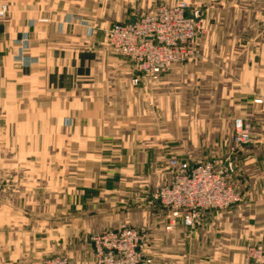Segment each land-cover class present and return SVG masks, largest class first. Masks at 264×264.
Listing matches in <instances>:
<instances>
[{
    "label": "crops",
    "instance_id": "1",
    "mask_svg": "<svg viewBox=\"0 0 264 264\" xmlns=\"http://www.w3.org/2000/svg\"><path fill=\"white\" fill-rule=\"evenodd\" d=\"M0 1V264H91L86 237L124 222L164 235V264H252L246 248L264 244V4L183 0L206 19L199 57L152 81L104 30L181 0ZM237 118L252 138L235 158L242 202L165 232L171 211L151 196L171 181L168 161L227 156ZM176 123L189 140L178 148Z\"/></svg>",
    "mask_w": 264,
    "mask_h": 264
},
{
    "label": "built area",
    "instance_id": "2",
    "mask_svg": "<svg viewBox=\"0 0 264 264\" xmlns=\"http://www.w3.org/2000/svg\"><path fill=\"white\" fill-rule=\"evenodd\" d=\"M250 5L264 4V0H247ZM9 12L6 2L0 1V18ZM88 27L89 23L82 22ZM92 28V27H90ZM94 29V28H93ZM206 33V19L200 9H191L186 1L174 5H161L139 14L133 21L121 22L104 30L110 48L129 60L138 76L156 81L172 66L195 61L200 53V37ZM25 62V57L18 58ZM28 60L26 59V62ZM139 83V78L134 79ZM233 146L225 159L207 161L192 166L171 158L168 167L171 181L157 187L152 201L171 211L175 219L194 228L208 211H224L242 202V194L236 181V155L251 144V127L242 118L234 120ZM145 229L122 227L94 236L97 264H151L145 259L147 245ZM248 260L252 264H264V244L251 247ZM41 264H69L61 257L48 259Z\"/></svg>",
    "mask_w": 264,
    "mask_h": 264
},
{
    "label": "rangeland",
    "instance_id": "3",
    "mask_svg": "<svg viewBox=\"0 0 264 264\" xmlns=\"http://www.w3.org/2000/svg\"><path fill=\"white\" fill-rule=\"evenodd\" d=\"M183 127H184V125L182 123L181 124H177V123L175 124V146H176V148L182 146L184 142H186L187 144L189 143V140L183 138L184 137L183 136L184 135L183 134V132H184L183 131ZM233 134H234V131H233ZM192 142L196 143L197 140L191 141L190 143H192ZM232 146H233V135H232V145H231V147ZM231 147H230V149H231ZM228 155H229V153H228ZM228 155L223 157V158H212V157H207L206 158V157H202V156H183L182 157V156H179L178 154H174L172 158H176V159H178L180 161H185V162H188V163H191V162L203 163V162H207V161L225 159L226 157H228ZM159 206L161 208H163L161 205H159ZM230 210H231V208L227 209V210H224V211L226 212V211H230ZM219 212H221V211H219ZM122 227L133 228L134 226L133 227H129L128 223L124 222L121 225H119L116 228V230L121 229ZM167 228L168 227L166 226L165 227V232L169 231ZM134 229H145V231H146V235H147L146 236V239H147L146 242H147V245L145 247V252H144L145 259H150L151 260V264H160V263L164 264V262L167 259V257H166L167 256V252L165 250L166 249V246H165L166 245V238L164 237V235H160L159 234L158 236H156L155 232H152V231L149 232L146 228H134ZM113 230L114 229L109 230V231H113ZM171 230H173V229H171ZM109 231H104V232H102L100 234H95V235H92L90 237H86V239H88V241L91 243V245H92V247L94 249V253H95V246L91 242V239L94 236L102 235V234H104L106 232H109ZM251 247H254V246L253 245L248 246L246 248V251L244 252L245 259L247 261H249L248 260V251H249V249ZM57 257L65 258L69 262V258L67 256H65V255L64 256L63 255L62 256H57ZM54 258H56V257H54ZM48 259H50V258L44 259V260H42V262L45 261V260H48ZM51 259H53V258H51ZM96 262H97V256H96V253H95V261L93 263H91V264H97ZM69 264H70V262H69ZM141 264H144V263H141Z\"/></svg>",
    "mask_w": 264,
    "mask_h": 264
}]
</instances>
